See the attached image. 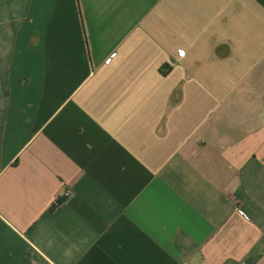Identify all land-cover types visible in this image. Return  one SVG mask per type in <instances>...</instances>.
<instances>
[{
    "label": "crops",
    "instance_id": "1",
    "mask_svg": "<svg viewBox=\"0 0 264 264\" xmlns=\"http://www.w3.org/2000/svg\"><path fill=\"white\" fill-rule=\"evenodd\" d=\"M0 264H264V0H0Z\"/></svg>",
    "mask_w": 264,
    "mask_h": 264
},
{
    "label": "built area",
    "instance_id": "2",
    "mask_svg": "<svg viewBox=\"0 0 264 264\" xmlns=\"http://www.w3.org/2000/svg\"><path fill=\"white\" fill-rule=\"evenodd\" d=\"M71 197V191L66 190L63 194H62V198L63 200H68Z\"/></svg>",
    "mask_w": 264,
    "mask_h": 264
}]
</instances>
